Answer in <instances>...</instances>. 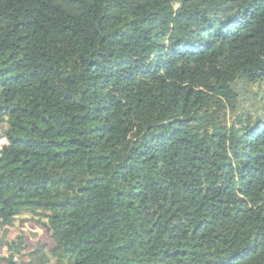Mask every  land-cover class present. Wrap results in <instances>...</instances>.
<instances>
[{
  "label": "trees",
  "instance_id": "trees-1",
  "mask_svg": "<svg viewBox=\"0 0 264 264\" xmlns=\"http://www.w3.org/2000/svg\"><path fill=\"white\" fill-rule=\"evenodd\" d=\"M1 141L0 264H264V0H0Z\"/></svg>",
  "mask_w": 264,
  "mask_h": 264
},
{
  "label": "rangeland",
  "instance_id": "rangeland-1",
  "mask_svg": "<svg viewBox=\"0 0 264 264\" xmlns=\"http://www.w3.org/2000/svg\"><path fill=\"white\" fill-rule=\"evenodd\" d=\"M4 143L3 141L0 142V147ZM22 219H28V218H22ZM21 219H18L16 222V228H19L23 233L26 235V252L31 251L35 249L38 245H46L49 247L51 245V241L48 238L46 232L43 229H40L38 226L33 224L31 221H27V223H21ZM3 257L7 256V249L4 248L3 254L1 255Z\"/></svg>",
  "mask_w": 264,
  "mask_h": 264
}]
</instances>
